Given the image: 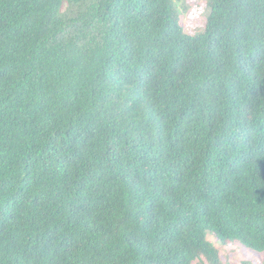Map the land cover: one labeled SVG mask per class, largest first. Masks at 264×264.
I'll list each match as a JSON object with an SVG mask.
<instances>
[{"label":"trees","instance_id":"16d2710c","mask_svg":"<svg viewBox=\"0 0 264 264\" xmlns=\"http://www.w3.org/2000/svg\"><path fill=\"white\" fill-rule=\"evenodd\" d=\"M207 1L188 35L177 0H0V264L264 256V0Z\"/></svg>","mask_w":264,"mask_h":264},{"label":"rangeland","instance_id":"374dc122","mask_svg":"<svg viewBox=\"0 0 264 264\" xmlns=\"http://www.w3.org/2000/svg\"><path fill=\"white\" fill-rule=\"evenodd\" d=\"M209 10L210 7L207 0H177V12L181 18L183 33L197 35L203 32L205 29V19ZM224 259L227 261L236 259L232 264H246L245 262L238 261L235 253L230 256L226 255ZM259 260L260 262H264V256Z\"/></svg>","mask_w":264,"mask_h":264},{"label":"clouds","instance_id":"9594fccd","mask_svg":"<svg viewBox=\"0 0 264 264\" xmlns=\"http://www.w3.org/2000/svg\"><path fill=\"white\" fill-rule=\"evenodd\" d=\"M258 256H259V258H258V262L256 264H262V262H260V260H259L262 257L261 253H258Z\"/></svg>","mask_w":264,"mask_h":264}]
</instances>
